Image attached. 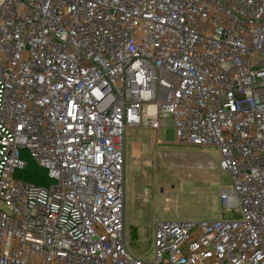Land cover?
Returning a JSON list of instances; mask_svg holds the SVG:
<instances>
[{"label": "built area", "instance_id": "built-area-1", "mask_svg": "<svg viewBox=\"0 0 264 264\" xmlns=\"http://www.w3.org/2000/svg\"><path fill=\"white\" fill-rule=\"evenodd\" d=\"M167 118L232 183L220 218L157 221L146 259L125 135ZM0 264H264V0H0Z\"/></svg>", "mask_w": 264, "mask_h": 264}, {"label": "rangeland", "instance_id": "rangeland-1", "mask_svg": "<svg viewBox=\"0 0 264 264\" xmlns=\"http://www.w3.org/2000/svg\"><path fill=\"white\" fill-rule=\"evenodd\" d=\"M175 143L171 118L159 133L148 127L126 130V237L130 251L146 259L154 256L157 221L220 218V191L232 183L218 169V149Z\"/></svg>", "mask_w": 264, "mask_h": 264}, {"label": "trees", "instance_id": "trees-1", "mask_svg": "<svg viewBox=\"0 0 264 264\" xmlns=\"http://www.w3.org/2000/svg\"><path fill=\"white\" fill-rule=\"evenodd\" d=\"M27 165L24 170L19 171L17 176L27 182H31L41 186H48L50 178L45 169L40 167L33 159L27 156Z\"/></svg>", "mask_w": 264, "mask_h": 264}]
</instances>
